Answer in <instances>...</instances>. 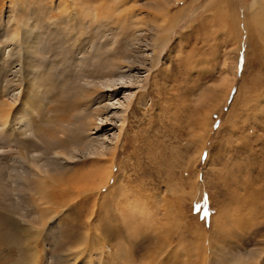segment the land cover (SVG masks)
I'll return each instance as SVG.
<instances>
[{
    "label": "rangeland",
    "instance_id": "374dc122",
    "mask_svg": "<svg viewBox=\"0 0 264 264\" xmlns=\"http://www.w3.org/2000/svg\"><path fill=\"white\" fill-rule=\"evenodd\" d=\"M68 1L82 17L103 4L101 23L93 15L67 18V0H20L14 14L10 1L0 0V168L8 187L0 189V264H60L71 248L91 246L94 264H264V4L263 13L252 15L249 48L241 46L244 36L234 25L242 20L237 8L242 16L251 14L255 0ZM165 7L178 23L164 36L155 69L149 73L148 62L131 73L134 85L95 95L92 110L109 107L99 117L106 125L83 132L81 119L71 122L72 109L65 106L72 102L68 94L80 101L77 77L90 69L96 74L102 60L121 57L128 44L144 61L152 53L147 28L164 19ZM11 15L38 37L30 78L44 87L33 95L34 105L24 104L25 93L15 84L21 76L10 58L16 32ZM137 27L148 39L133 43ZM98 53L100 63L93 57ZM125 71L112 73L118 78ZM19 107L24 118L5 124ZM41 129L59 141L45 139ZM76 138L94 143L69 160ZM106 145H117L114 157ZM21 152L42 167L57 160L55 152L66 155L49 179L61 197L66 194L58 201L69 205L55 208L56 219L33 209L44 208L39 195H30L33 181L26 190L12 183ZM132 203H145L149 221L122 209ZM87 223L102 242L93 236L87 247L80 244Z\"/></svg>",
    "mask_w": 264,
    "mask_h": 264
},
{
    "label": "bare ground",
    "instance_id": "6f19581e",
    "mask_svg": "<svg viewBox=\"0 0 264 264\" xmlns=\"http://www.w3.org/2000/svg\"><path fill=\"white\" fill-rule=\"evenodd\" d=\"M9 1H10L11 6H12V10L11 11L14 14V12L17 11V3L19 4L20 0L19 1L18 0H9ZM263 4H264V0H255L254 4H253V7H252V11H251L252 13L251 14H247V15H244L242 13L244 16L241 15V13L238 11L239 9L237 8L236 17H237V19L241 18L243 21L242 20L238 21L237 24L234 25V27L236 28V26H238V29L240 30V33L242 32V34L244 36L242 38V41H241V46L242 47H244L246 42L248 43L249 48L253 47L252 44H254V43H253V41L251 39V37L253 36L252 35L253 33L251 32V31H253V25L251 24V18L253 17L252 15L257 17L261 13H263V10H262ZM66 5H67L68 8L72 9L71 11L68 12V14L65 13L66 16H68L67 18H72V16H74V17L75 16H79L78 18L81 17L82 19H85V17H88L89 15H91V16L93 15L94 16L93 19L95 20V18H96V21H98L97 23H101L100 10H101V8L104 7L103 4H102V6H99L98 8H95V9H86L83 12V17H82V15H79V12L77 13V10L74 7V3L73 2L69 3V1L67 0ZM163 10L164 11H163V16L162 17L164 19H161L160 20L161 22H157L158 21L157 20L155 22V24L153 23L152 26L147 28V32L146 33L151 34V37L149 36L151 38V42H150L151 44L147 43L146 46H149L150 48H152V53L149 56L147 55L148 57L147 56H143L144 61H140L139 56H134V54L136 53V47L132 46L131 44H128L126 46L124 52H121L122 53L121 57L120 56L117 57L115 55L114 58L110 59L109 61H107V58L104 57L105 58V63H104V60H102L103 64L102 65L100 64V66H102L103 69H99L100 70L99 72H98V69H94V72H95V70H97L96 74L91 72V69L89 70L91 73L88 72V71H87V74H85V72H83L84 74L82 72H79V73H82L81 76H78L77 77L78 79L76 80V81H78L79 89L81 90L80 91V98H79L80 101L79 102H78V98H77V96L75 94L65 93V94H68L69 97H71V98L73 97L74 98V99L69 98L70 101H72V102L70 104L68 102L67 103L68 105L65 104V106H67V108L70 107L72 109L71 110V115L72 116L70 115V120H71V122H73L75 116L80 118L81 119V129H83V132L84 131L85 132H90V131H93V130H102L103 126L106 125L103 120L99 119V117L102 116L103 112L108 111L109 107L107 105H105L104 107H98L97 109L92 110V108L95 106V103H93V101H97L96 97L100 98V97L106 96L109 92L116 94L118 91H120L122 89H125V88H128L127 86L134 85L135 84L134 83V79H133L134 76H132L131 73L135 70V68H137V67H141L143 69L148 68V67H146V64L149 62L150 65H151V68H148L146 70L150 73L153 70L154 66H156V63L159 62L161 54L163 53L162 52L163 47H164L166 39H167L164 36H166L169 32L174 30L176 24H173V23L178 21V20L177 21H173L174 20V19H172L173 16H171V19H169V13H170V9L169 8L165 7V9H163ZM233 15L235 16L234 13H233ZM156 17L157 16L155 15V18ZM10 18H11V22L14 23L15 27H16V30H15L16 32H15V34H12L13 36L10 39V40H12V44H13L12 52L10 54V58L13 60L14 65H17V64L20 65V68H19V71H18V76H21V79L19 81H17V83H15V82L14 83L16 84V87L21 89V92H22L21 94L25 93V96H23L24 98L22 97L24 104L25 105H34V104H32L33 100H34L32 98L33 95H35V93H37L41 88L44 87V86L43 87L39 86V83H37V82L40 81L39 79L36 78V80H31V78H30L31 74H32V72H30V68L32 69L31 61H32L34 55L36 54V49H37L36 42L38 40V37L32 31H30L28 28H26L25 25L20 24L17 21L18 19L16 18V16L11 15ZM124 19H127V17H124ZM137 19H139V18H137ZM58 20H60V19H58ZM58 20H56V21H58ZM58 22H60V21H58ZM48 24L50 26L56 25L55 22H51V23H48ZM1 25H3V19L2 18L0 20V26ZM137 25L138 24H136V26ZM232 28H233V25H232ZM235 30H233V31L235 32ZM136 32H135L136 34L133 35V40H132L133 43H139L141 41L140 39H141L142 36H144L146 39H148L146 37V35H142L143 32H142V28L141 27H137ZM84 36H85V34L83 35V37ZM247 36L250 39H248ZM85 40H86V38L82 42H84ZM113 47H114V45L112 46V48ZM106 53H109V51H106L105 53H103V55L106 54ZM137 53H136V55H137ZM103 55L98 53V54L93 55V57H94L95 60L99 61V63H100V61H101L100 59L103 57ZM108 56H109V54H108ZM110 57H113V55H111ZM141 59H142V57H141ZM49 69H51V68H49ZM115 69H117V70L125 69L126 71H125V74H121L118 78H115L114 74L112 73V70H115ZM98 74H100L102 76L101 77L100 76H96ZM41 76L42 77H44V76L47 77V74L45 72H43V73H41ZM100 78H103V79L100 80ZM73 80H74V78H73ZM127 80H129V82ZM73 83H74V81H73ZM66 84H68L67 81H66ZM64 88H63V90H64ZM65 90H67V89H65ZM62 94H63V92H62ZM97 94L99 96L95 97V95H97ZM61 98L64 99L62 96H61ZM36 99H38V98H36ZM59 100H61V99H59ZM54 101H57V100H54ZM18 104H20V102ZM24 104H22V105H24ZM20 106H21V104H20ZM98 106H100V105H98ZM59 108H61V107H59ZM84 111H86V112H84ZM77 112H82L83 114L84 113L85 114L82 115L81 113H78L76 115ZM73 113L75 115H73ZM9 115L10 116H8L6 120L4 119L5 120L4 121L5 124H9L8 123L9 120H12V119L16 121L18 118H21V117L24 118V116H23L24 115V111H23L22 107H19V108L15 109L11 114L9 112ZM1 118L2 117H1V113H0V119ZM0 125H3V124H0ZM41 130H42V132L39 133V134H43L45 139L47 138L48 140L59 141V138L57 137V135L55 133H53L52 131H45V130L43 131V129H41ZM37 132H38V130H37ZM119 136H120V133L118 135L117 142L119 141ZM4 138H7L9 140L11 139V137H4ZM78 139L79 138L75 139V140H77V142H76L75 147H73V149H71L73 151V153L72 154L70 153V157H68L69 160L75 159L76 158L75 154L77 152L78 153L87 154L89 152V150L93 146L94 139H90L86 143H82L81 140H78ZM108 147L109 146H107V145H106V147H104L106 152H108V150H112V157H114L116 155L117 145H115L112 148H108ZM101 155L103 156L104 154H101ZM65 157H66V155H64V154H62L60 152H55V159H57V160H50L49 162H46L43 165V167H42L40 165H36L34 163H31V160L28 157H26V155L23 152H21V153H19L20 168L18 170H16V180H14L12 182L16 187L22 188L23 190H26L25 189L26 182H28V180L29 181L30 180L33 181V184H34V187L32 188L33 192L32 193L30 192L31 193L30 195H32V196H34V194L35 195H39L41 197V202H43L42 207H44L43 209H41L37 204H33L36 207V208H33V209H37L41 214H43L45 216H46V214L52 215L51 218H55V219L59 215L55 211L56 210L55 208H65L66 209L69 205H68V203H66V201L65 202H63V200L58 201V199L61 197L60 194H59V191H58L59 189H55V190L52 189V187H50L51 184L49 183L50 182L49 179L50 180L52 179L50 176H52L53 173L55 172V170H56L55 167L57 166V168H58V165H60V160L59 159L65 158ZM32 168H35L36 170H31ZM105 171L106 172L109 171V173H110L109 176H111L112 167L106 168ZM3 172H4L3 169L0 168V189L7 187L4 184V182H3V179H4V173ZM105 174H107V173H104V175ZM101 178H103V176H101ZM104 180H106V179H104ZM18 181L24 182L25 184H22V185H24V187H22L21 183H19ZM56 185L59 186L58 184H56ZM26 187H27V185H26ZM30 191H31V189H30ZM62 192H63V190H62ZM71 192H72V190H71ZM71 192L69 194H71ZM78 194H79V192L78 193L76 192L75 197L78 196ZM64 196H66V194L63 195L61 197V199L64 198ZM72 196H73V194L70 197H72ZM73 199L70 200V201H73ZM70 201H68V202H70ZM60 202H62V203H60ZM132 204H134V203H132ZM76 206L77 205H75L73 207L75 208ZM146 207L147 206H145V203H141V204L140 203H135L134 205L127 206V208L122 206V209L123 210L128 209V210H132V212H137L138 214H141L145 220L149 221V219H150V217H149L150 211H148V209H147L148 207L147 208ZM47 219H49V218H47ZM60 221L61 220H59V222ZM257 223H254L255 224L254 227H256V228H257ZM262 224L264 226V222ZM237 225H239V227H242L241 226V222H238ZM224 226H225L224 224H220L219 231H221V228L224 227ZM86 228H87L88 232L83 234L82 237L79 239L80 244L85 245V247H87V245L91 244V240L92 239L94 240V237L96 239V240H94L95 243L96 242L97 243L98 242H102V239L100 237V233H99V236L98 235H96V236L93 235L94 237L89 233V231H90V223H87V227ZM261 233L262 232H259L258 235L261 234ZM103 240H104V238H103ZM92 247L93 246H91V248ZM91 248H90L89 251L87 250L88 248H86V249L84 248V250L81 251V252H78V251L76 252V251H74L71 248L69 253H67L63 257H60L61 258L60 259V264H94L92 258H93L95 253H94V251L93 252L91 251ZM80 256H83V257L85 256V257L91 258V261L90 260L89 261H86V260L81 261ZM22 259H24V258H22ZM25 262L23 261V264Z\"/></svg>",
    "mask_w": 264,
    "mask_h": 264
}]
</instances>
